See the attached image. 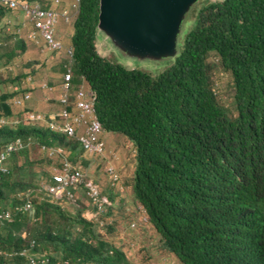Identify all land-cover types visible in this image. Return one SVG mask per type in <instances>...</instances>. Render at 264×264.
<instances>
[{
  "label": "trees",
  "instance_id": "16d2710c",
  "mask_svg": "<svg viewBox=\"0 0 264 264\" xmlns=\"http://www.w3.org/2000/svg\"><path fill=\"white\" fill-rule=\"evenodd\" d=\"M197 4L174 63L153 75L99 53V0H79L71 21L72 84L95 92L104 131L132 143L133 201L162 252L180 264H264V0ZM15 12L22 14L0 1V68L14 66L36 45L26 29L17 33ZM35 69L8 71L4 80L19 89L0 93V150L17 138L23 143L0 171V211L11 212V220H0V264H33L20 254L24 249L34 264H134L113 239L126 241L114 236L112 188L99 220L81 208L68 211L66 201L51 200L41 188L51 178L45 160L59 166L63 158L83 170L89 161L76 137L26 116L38 114L27 106L32 99L14 105L13 98L30 89L24 79ZM216 69L231 77L233 107L220 98ZM58 71H65L62 61Z\"/></svg>",
  "mask_w": 264,
  "mask_h": 264
},
{
  "label": "built area",
  "instance_id": "2783aa9c",
  "mask_svg": "<svg viewBox=\"0 0 264 264\" xmlns=\"http://www.w3.org/2000/svg\"><path fill=\"white\" fill-rule=\"evenodd\" d=\"M5 6L13 11H22V23L17 29L20 33L21 28L26 29V37L41 46L44 50L52 53L55 58H65L63 67L65 71L62 74V80L59 86L58 103L59 109L50 114L29 115L35 119H47L51 128L65 132L69 136L76 137L83 147V157L102 156L104 153V141L101 138L103 128L100 120L95 113V92L85 84L73 86L72 84V61L73 48L71 45H65L63 41L56 36V27L61 18L69 22L71 14L67 8L60 10L54 7L44 8L37 0H0ZM55 4L59 0L53 1ZM79 0H73L72 8L75 12L78 10ZM29 90L22 91L13 98L14 105L24 107L26 102L32 98L31 89L34 88L32 77L29 76L25 82ZM39 87L45 91L44 100L51 99V86L47 82L40 83ZM16 90L19 87L15 88ZM5 122L0 118V123ZM82 127V132L79 133V128ZM23 147L22 141L17 138L7 144L0 150V171L6 172L7 168L4 165L7 155L13 150ZM47 150L49 155L54 154L52 148L42 147ZM132 156H135L134 148L130 149ZM105 175L107 177V185L113 189L118 197H123L127 191V186L122 181V176L118 169L111 163L106 164ZM50 181L41 183V188L46 195L53 201H76L78 191L83 190L87 203L91 204L94 211L86 213L89 218L99 220L102 213H105L107 206L111 205L107 196L102 194L101 186L92 178L87 177V173L81 167H75L72 162L66 159L60 160L59 166H54L50 169ZM30 207V203L24 205L25 209ZM144 210L142 209V213ZM0 220H11V212L9 210L0 211ZM103 225L104 221H100ZM130 251L134 249V244H130ZM127 252V250H126ZM21 255H25L30 259L31 263H36V260L29 255L27 250H23ZM128 254V252H127Z\"/></svg>",
  "mask_w": 264,
  "mask_h": 264
},
{
  "label": "rangeland",
  "instance_id": "374dc122",
  "mask_svg": "<svg viewBox=\"0 0 264 264\" xmlns=\"http://www.w3.org/2000/svg\"><path fill=\"white\" fill-rule=\"evenodd\" d=\"M208 1H214V0H201L200 2L198 0L197 1L198 4L196 5L197 8L200 7L202 3ZM189 12L187 13L182 23L181 31L178 38V51L180 49V46L182 45L185 34L188 32V30L190 29V27L194 22V20H190L191 16H189L190 14ZM15 14H16L15 17L20 22H22V16H21L22 14L20 12H15ZM70 25H72V23H70ZM20 33L21 35H25V28H21ZM96 46L101 55L114 59L119 63L123 64L124 66H126L127 68L141 69L144 71H148L153 75L160 73L161 71H163L168 66L174 63V58H164L159 61L149 60V59L146 60L132 59L126 56L125 54H123L122 52H120L119 50L115 49L111 45L109 40L101 33H98L97 35ZM211 59L213 60V57H211ZM61 61L65 62V58H61V59L58 58L56 60L52 56V54L44 50L43 47L29 44L27 50L14 60L13 63L14 66L8 65L0 68V93L3 90L12 91L15 90L16 87H18L17 85H12L10 82L4 80L5 75L8 71L17 74L21 70L29 71L33 68H36L35 72L31 73V75H33L34 77L33 81L35 83H40L45 81L48 82L49 84L52 83L53 78H56L55 76H58L60 74L58 71V63H61ZM214 77L216 80V87L220 95V98L228 106L233 107L234 89L231 83L230 75L221 69H216ZM23 79L24 78H22V80ZM42 100H43V92L40 91L38 88H35L33 89L32 101L31 103L29 102L27 106H29L30 108L32 107L34 108L32 102L34 101L41 102ZM35 112H37L40 115H43L44 113V111L40 109L39 111H35ZM104 132L106 134V131H103V133ZM107 134L108 137L115 138V140L123 138V135L121 133L109 132ZM124 145L125 144H123V146ZM128 148L129 147H127L126 149ZM127 153L128 155H131L129 152ZM94 159L95 161H103L100 159L99 156L94 157ZM128 159H130V156H128ZM129 163H131V161ZM55 165L56 163L53 162L51 163L50 160H45L44 163L42 164V166H44V169L48 174L50 172V169ZM127 165L128 166H126L127 169L126 174H129V172H131V168L129 167V164ZM104 168L105 167L103 165V162L99 166H97L96 163L93 162L92 164H88L85 170V172L87 173V177L92 178L95 182H97L101 186L103 194H105L106 191L104 188H106V181H107V177L104 173ZM125 177L122 178L125 180ZM43 182H45L44 179L40 182V184ZM127 184H129V182ZM130 191L131 188H129L128 192ZM41 193L44 195V191L41 190ZM78 194L79 195L76 201L74 202L66 201L62 204L63 207H65L68 211L72 213L75 212L78 208L79 209L81 208L83 211L87 210L85 212L90 213L89 212L90 209L89 206H87L88 205L87 198L84 195V191L80 190ZM77 201L79 203H77ZM130 208H133L134 211L132 212ZM134 212L142 216L140 220L138 221L136 220L135 222H132L130 214L131 215L135 214ZM115 214H117L116 216L117 222L114 225L117 228L116 230L117 234H114V236L118 235L124 237L126 241L118 238H113V239H116L117 241L116 243L122 245L124 250H127L128 256L132 259L134 264H180L171 254L164 253L159 249V237L153 231L151 225H147V226L144 225L145 218L143 216V213L140 214V210L136 208V204L131 198L130 201L127 204H125L123 207L116 208ZM139 222H142V224H139ZM111 235L110 237L112 238ZM130 244H134L135 247H132L134 249V252L133 250L130 251V247H131Z\"/></svg>",
  "mask_w": 264,
  "mask_h": 264
},
{
  "label": "water",
  "instance_id": "95a60500",
  "mask_svg": "<svg viewBox=\"0 0 264 264\" xmlns=\"http://www.w3.org/2000/svg\"><path fill=\"white\" fill-rule=\"evenodd\" d=\"M198 0H99L97 32L136 60L174 58L182 23Z\"/></svg>",
  "mask_w": 264,
  "mask_h": 264
},
{
  "label": "crops",
  "instance_id": "0c3cea01",
  "mask_svg": "<svg viewBox=\"0 0 264 264\" xmlns=\"http://www.w3.org/2000/svg\"><path fill=\"white\" fill-rule=\"evenodd\" d=\"M37 1L44 7H54L57 10H60L62 8H67L71 15L73 13V10H72L73 0H60L58 4H54L53 0H37ZM70 23L71 22H66L63 18H61L56 27L57 37L62 39L65 44H70V36L72 34V25H70ZM55 77L56 78L52 79V83H49L51 86L52 92H51V99L48 102L44 100L45 91L38 87L39 85L38 83H35L36 85L35 88H38L40 91L43 92V100L41 102L39 101L32 102L35 111H39L40 109L44 111V114H50L59 109L60 105L58 103V95H59V86L62 80V75L59 74L58 76H55ZM78 130H79V133L82 132V127H80ZM107 133L109 132L106 131V134L105 132L101 134V138H103L105 148H104V153L102 154V156H99V157L103 161H95L94 157H88V161H89V164H92L93 162H95L97 166L101 165V163L103 162L104 167L106 164L111 163L118 169L122 177L127 176L125 177V180L123 179L125 183L129 182V184L126 183V185L128 186L127 191H126L127 194L125 193L123 197H117V196L115 197V209H116V208H121L125 204H127L130 201V198L133 200L132 192L131 191L128 192V191H129V188H131L130 180L133 176L134 161L132 162L131 160L132 157L128 155L127 153V152L130 153V149H132L133 145L124 136L121 139L115 140V138L108 137ZM123 144L125 145L123 146ZM127 147L129 148L126 149ZM128 156H130V159H128ZM130 161L131 163H129ZM127 164H129V167L131 168V172H129V174H126L127 173L126 166H128ZM106 188L108 189L107 182H106ZM106 188L104 189L107 190ZM130 209L132 212L134 211L133 208H130ZM134 213L135 214H132V215L130 214L132 222H135L136 220L138 221L141 219V215H139L136 212ZM139 224H142V222H139Z\"/></svg>",
  "mask_w": 264,
  "mask_h": 264
},
{
  "label": "clouds",
  "instance_id": "9594fccd",
  "mask_svg": "<svg viewBox=\"0 0 264 264\" xmlns=\"http://www.w3.org/2000/svg\"><path fill=\"white\" fill-rule=\"evenodd\" d=\"M41 6H42V5H41ZM72 10H73V13H72V15H71V20H72V18H73V15H75V13L77 12V11L75 12V10H74L73 8H72ZM21 16H22V15H21ZM71 20H70L69 22H71ZM66 22H67V21H66ZM21 23H22V22H21ZM20 25H21V24H20ZM56 36H57V35H56ZM58 38H59V37H58ZM61 40H62V39H61ZM62 41H63V40H62ZM63 43H64V42H63ZM64 44H65V43H64ZM65 45H71V44H65ZM47 52H48V51H47ZM51 54H52V53H51ZM52 56H53V55H52ZM54 58H55V57H54ZM29 76L32 77V83L34 84V88H35L36 85H35V82L33 81V80H34V77H33V75H28L27 78H28ZM27 78H26V79H27ZM26 79H24V85H25V86H26V84H25ZM43 82H45V81H43ZM40 83H42V82H40ZM40 83H38V84L40 85ZM47 83H48V82H47ZM39 85H38V87H39ZM49 85H50V84H49ZM27 87H28V86H27ZM34 88L31 89V91H32V96H33V89H34ZM39 88H40V87H39ZM40 89H41V88H40ZM42 90H43V89H42ZM31 99H32V98H31ZM31 99H30V100H31ZM30 100H29V101H30ZM27 102H28V101H27ZM43 114H44V113H43ZM38 115H40V114H38ZM132 148H133V147H132ZM130 154H131V153H130ZM130 156L132 157V160H133L134 163H135V160H134V157H135V156L133 157L132 154H131ZM104 173H105V171H104ZM120 174H121V173H120ZM122 181H123V178H122ZM106 182H107V181H106ZM123 183H124V181H123ZM124 184H125V183H124ZM107 186H108V185H107ZM125 186H127V185L125 184ZM127 187H128V186H127ZM108 188H109V186H108ZM79 191H80V190H79ZM79 191H78V192H79ZM102 194H103V192H102ZM78 195H79V194H78ZM84 195H85V193H84ZM104 195H105V194H104ZM85 196H86V195H85ZM116 196L118 197V195H116ZM87 204H88V203H87ZM89 212L91 213L92 211H89ZM141 213H142V211H140V214H141ZM141 216H142V215H141ZM143 216H144V215H143ZM144 225H145V226L150 225V224L146 221V219H145Z\"/></svg>",
  "mask_w": 264,
  "mask_h": 264
}]
</instances>
